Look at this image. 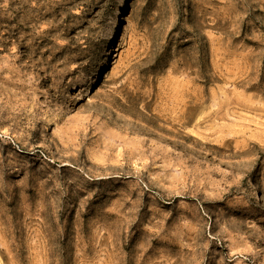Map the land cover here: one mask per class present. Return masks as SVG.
Instances as JSON below:
<instances>
[{
  "label": "rangeland",
  "instance_id": "1",
  "mask_svg": "<svg viewBox=\"0 0 264 264\" xmlns=\"http://www.w3.org/2000/svg\"><path fill=\"white\" fill-rule=\"evenodd\" d=\"M0 264H264V0H0Z\"/></svg>",
  "mask_w": 264,
  "mask_h": 264
},
{
  "label": "bare ground",
  "instance_id": "2",
  "mask_svg": "<svg viewBox=\"0 0 264 264\" xmlns=\"http://www.w3.org/2000/svg\"><path fill=\"white\" fill-rule=\"evenodd\" d=\"M20 61H21V56L16 57V63L17 62H20ZM66 72L70 73V71L68 70V68L65 66L59 73L60 74H64ZM106 77H108V75ZM47 79H48L47 77L43 79L42 86L45 85L46 81L48 82ZM50 91L51 90H48L47 89V91L45 93H42L43 94L42 95V98H44L43 103L46 104L47 107H50L51 104H52V96L50 94ZM36 93H37V90H34L33 93H29V92H25V90L22 89L20 92H18V91L17 92H14L13 95L14 96H19L21 98V100L22 99H28L29 100V98L32 97L33 95L35 96ZM31 99H34V98H31ZM32 104H34V111H33L34 114L32 116L34 118H37V116L41 112L42 105L39 103V99L34 100V103H32ZM247 190H248V195H249V197L251 199H253L255 201L260 199V196L258 195L257 188H256L255 178H254L253 175H250V177L248 178V181H247Z\"/></svg>",
  "mask_w": 264,
  "mask_h": 264
}]
</instances>
